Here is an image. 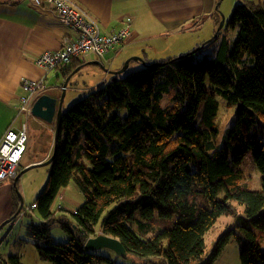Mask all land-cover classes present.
I'll return each instance as SVG.
<instances>
[{"label": "trees", "instance_id": "obj_1", "mask_svg": "<svg viewBox=\"0 0 264 264\" xmlns=\"http://www.w3.org/2000/svg\"><path fill=\"white\" fill-rule=\"evenodd\" d=\"M72 62L64 67L65 76L74 69ZM217 96L238 104L223 141ZM260 124L264 4L240 2L224 31L200 49L116 74L63 111L58 153L35 201L40 221L28 225V240L53 264H117L85 247L101 232L120 239L128 257L142 262L160 256V264H212L236 238L241 264H264ZM246 159L261 173L258 188L245 180ZM73 179L85 201L75 210L60 207L57 218L55 200ZM222 215L236 220L208 253L206 234ZM56 222L67 241L53 239ZM1 264L24 263L11 253Z\"/></svg>", "mask_w": 264, "mask_h": 264}, {"label": "crops", "instance_id": "obj_2", "mask_svg": "<svg viewBox=\"0 0 264 264\" xmlns=\"http://www.w3.org/2000/svg\"><path fill=\"white\" fill-rule=\"evenodd\" d=\"M70 1L88 12L104 33L118 31L127 24L130 27L129 36L112 47L102 60L98 59L94 53H87L73 60L71 65L74 69L69 74L90 64L100 69V80L97 85L111 81L116 74L107 72L98 64L91 62L100 60L109 69L118 70L131 56H140L146 62L158 61L170 55L149 54L148 49H156L160 46L153 40L169 38L175 34H181L187 38L188 44L182 47L185 50L183 52H186L192 47L201 45L203 38H206L198 32H216L220 24L217 22L218 20L221 22L222 19V12L219 10L222 0ZM76 35V29L62 23L49 6H35L29 0H0V141L8 129L18 128L23 121V113H20L22 96L25 94L22 80L24 78L38 80L45 77L46 83L49 72L47 73L36 63V57L45 50L60 48L67 38ZM160 50L162 48L158 51ZM178 52L175 51L170 57H176ZM89 54L95 58L91 56L88 59ZM182 55L183 53L178 56ZM67 65L60 66L54 71L65 76L63 69ZM46 88L41 94L55 97V93L48 91L51 87H48L47 83ZM26 117L33 119L31 126L26 120L29 125V139L18 172L31 164L48 160L54 150V140L50 144L47 141L50 135L49 130H54L55 137L56 121L50 123L35 115ZM37 134L40 135L42 147L38 150L40 154L34 155L31 153L32 142L38 143ZM16 177L0 182V227L4 224L0 232L7 230L14 218L19 215H13L17 209L16 206H20L22 202L18 191L20 177ZM3 242L4 238H1L0 247ZM2 258L6 256L0 248V264Z\"/></svg>", "mask_w": 264, "mask_h": 264}, {"label": "rangeland", "instance_id": "obj_3", "mask_svg": "<svg viewBox=\"0 0 264 264\" xmlns=\"http://www.w3.org/2000/svg\"><path fill=\"white\" fill-rule=\"evenodd\" d=\"M255 2L264 4V0H222L219 10L226 18V23L231 19L235 7L240 2ZM224 27L222 28L224 31ZM231 33V32H230ZM206 37L203 38L201 44L208 39L212 38L215 32H198ZM211 34V36H209ZM236 36V32L233 33ZM153 42L159 44L156 49H148V53L151 55L160 56H173L175 51H179L178 55L181 53L185 54L187 52L193 51L198 46L192 47L186 52H183V46L187 45L188 40L184 35L175 34L169 36V38L155 39ZM200 46V45H199ZM156 47V46H153ZM158 51L159 49H161ZM158 51V52H157ZM176 57H179V56ZM92 54H89L88 59H90ZM169 56V57H170ZM95 58V56H92ZM168 58V57H166ZM165 59V58H164ZM157 62V61H156ZM143 63L138 60H134L126 72L119 74L121 77L125 76L131 71L138 70L143 67ZM59 72V71H58ZM100 69L95 65H88L87 67L75 71L72 74L64 76L62 73H56L52 70L49 72V76L46 79L48 87H51L49 92L55 93V98L60 99L63 94V84L66 81L67 87L65 90V96L63 99V109L66 110L75 104L80 99L84 98L90 92L97 90L104 84H99V74ZM113 78V77H112ZM110 81V80H108ZM105 83V82H103ZM96 85V86H95ZM219 99V113L217 116V124L219 126V136L218 140L223 141L227 130L233 125L234 119L236 117L238 104L230 105L221 96H217ZM32 117L22 116L23 121H28L31 126ZM54 128V126L52 127ZM50 135H48V144L52 143L54 140V130H49ZM258 136L261 138V142H264V125L260 124ZM40 135H36V141L38 143L32 142L31 153L34 155L40 154L39 148L42 147V141L40 140ZM50 168V170H49ZM242 169L245 174V180L247 184L251 187H260L261 173L256 168L255 164L251 159L244 160L242 164ZM49 170V171H48ZM51 164L35 166L20 175V181L18 183V191L21 195L20 205L22 203L21 212L12 221V225L7 230H2L0 232V239L4 238V242L1 244V250L4 255L8 257L9 253H19L22 256V261L24 264H53L50 261H46L40 258L37 247L34 243L28 240L27 229L30 223H38L40 221L39 211L36 207H33V203L37 200L40 194L45 189L48 179L51 174ZM85 201V196L82 193L80 187L78 186L76 179L71 180V182L64 187L55 203L53 208L56 211L57 218L63 213L60 207H64L67 210H75ZM237 204V203H236ZM238 205V204H237ZM238 214H243L244 208L242 205H238ZM236 217L233 215H222L218 218L215 225L206 234L207 252L210 253L214 247V243L217 239L235 222ZM158 231V230H157ZM51 234L56 242H64L69 238L65 230L62 228L61 224L56 222L52 226ZM155 232L153 233V235ZM23 237V239H19ZM259 239L264 246V234H259ZM167 245V243H166ZM103 254L111 256L116 259L117 264H160L157 262L162 261L160 256L152 257V261L142 262L134 256L123 257L116 255L115 252L108 248L99 249ZM241 247L240 243L236 238H232L231 241L225 246L221 254L212 264H241L240 259ZM7 254V255H6Z\"/></svg>", "mask_w": 264, "mask_h": 264}, {"label": "built area", "instance_id": "obj_4", "mask_svg": "<svg viewBox=\"0 0 264 264\" xmlns=\"http://www.w3.org/2000/svg\"><path fill=\"white\" fill-rule=\"evenodd\" d=\"M29 2L39 7L49 6L62 23L74 27L77 31V35L67 38L60 48L45 50L36 57V63L47 73L87 53H94L102 60L112 47L123 42L130 34L129 24L115 32H102L96 20L70 0H29ZM22 86L25 94L22 96L20 113L32 116L36 98L47 89L45 77L38 80L24 78ZM28 139L27 121H22L18 128H10L5 133L0 141V182L17 176ZM33 207H36V204H33Z\"/></svg>", "mask_w": 264, "mask_h": 264}, {"label": "water", "instance_id": "obj_5", "mask_svg": "<svg viewBox=\"0 0 264 264\" xmlns=\"http://www.w3.org/2000/svg\"><path fill=\"white\" fill-rule=\"evenodd\" d=\"M221 17H222L221 22H220V24H219V26L217 28V31L215 32L214 36H216L218 34V32L223 28V26L226 23L225 16L222 14ZM211 39L212 38H210L207 41L203 42L196 49H200L202 46H204V44L206 42L210 41ZM195 50H193V51H195ZM132 60H139L144 65H147V62L145 60H143V58H141L140 56H131L130 58H128L125 61L124 66L122 68L118 69V70L109 69L100 60H95V61H93L91 63L98 64L99 66H101L107 72H110V73H113V74H122V73L127 71V69L130 66V62ZM67 83H68V81H66L64 86H63V94H62L60 99L55 98L54 96H51L49 94H41L35 100V102L33 104V108H32L33 115L43 119L44 121H47V122H50V123L56 121V131H55V137H54V150H53L52 156L48 160L31 164L30 166H28L25 169L21 170V172H18L16 178H19L20 175L23 172L27 171L28 169H30L32 167L51 164L52 161L54 160V158L57 156V153H58V140H59V135H60V130H61V123H62V116H63V99H64V96H65V90H66V87H67ZM21 208H22V203H21V205L18 208V212L14 216H16L21 211ZM3 225L4 224H2V226ZM1 227H0V229H1ZM85 247L87 249H89V250H94V251L95 250H99V249H103V248H108V249L112 250L113 252H115L116 255H118V256L128 257V251H127L126 247L124 246V244L121 242L120 239H118L116 237H113V236H109V235H107L105 233H102V232L99 233L96 236H92V237L88 238L86 243H85Z\"/></svg>", "mask_w": 264, "mask_h": 264}]
</instances>
